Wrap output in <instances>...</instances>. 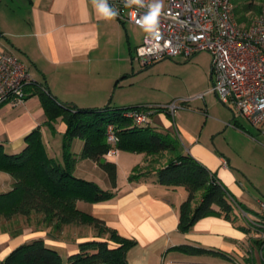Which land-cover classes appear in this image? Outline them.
Segmentation results:
<instances>
[{"label":"crops","instance_id":"crops-1","mask_svg":"<svg viewBox=\"0 0 264 264\" xmlns=\"http://www.w3.org/2000/svg\"><path fill=\"white\" fill-rule=\"evenodd\" d=\"M135 27L142 30L141 39L134 36ZM143 35L144 30L130 22L104 19L97 12L93 0H0V51L16 55L34 82L26 87L28 96L23 101L0 105V150L7 154L18 153L26 145V136L38 128L47 154L62 159L61 141L66 124L58 117L53 122L55 133H51L40 92L49 94L58 103L79 108H100L107 104L113 107L133 106L132 102L125 100L123 82L130 79L128 75L134 70V61L142 64L133 53L142 42ZM123 66L128 68L126 72H122ZM210 73L211 64L209 78L212 83ZM207 90L198 97L213 94L218 99ZM220 103L232 114L231 128L264 147L247 133L240 120L242 118L234 117L232 105ZM181 108L177 103L173 113L151 111L150 125L158 131L176 132L183 143V151L216 173L237 203L240 201L244 205L245 210L240 205L234 206V221L212 214L198 219L189 231L178 232L179 205L187 196L183 187L158 184L154 173L129 182L128 175L134 166L143 164L144 155L115 150L106 155L107 160L116 164V186L112 188L106 173L96 162L79 157L83 141L78 138L71 143L76 157L74 175L93 181L115 195L96 203L77 200L76 206L79 208L80 204L88 203L91 215L105 221L119 235L136 241L127 251L129 264H212L217 260L226 261L220 257L188 255L173 249L180 244L217 249L226 253L230 260L236 255L248 261L247 253L252 252L253 244H260V251L264 250V212L258 206V201L264 199V168H260L257 175L252 171H242L243 176L238 175L241 168L232 164L218 147L201 142L200 135L195 136L167 117L168 114L174 117L176 110ZM109 154L114 156L110 158ZM119 172L122 173L121 179ZM12 183L11 175L0 171V193L11 190ZM247 183L253 189L246 187ZM39 218L40 215H31L29 220L16 216L7 221L0 217V264L10 251L33 239H42L63 259L78 250L79 242L87 240L86 237L70 239L67 233H63L68 225L55 233L38 221ZM16 222L21 226L13 231L10 225L14 226ZM18 230L20 232L16 233ZM94 239L106 240V236Z\"/></svg>","mask_w":264,"mask_h":264},{"label":"trees","instance_id":"trees-1","mask_svg":"<svg viewBox=\"0 0 264 264\" xmlns=\"http://www.w3.org/2000/svg\"><path fill=\"white\" fill-rule=\"evenodd\" d=\"M252 7L253 2L249 0L241 11ZM259 9L256 6L255 13H259ZM234 11L236 13V6ZM237 21L244 23L246 19L239 15ZM40 99L52 134L55 133L53 122L58 117L66 124L61 141L62 159L47 154L38 128L26 136V145L18 153L7 154L0 150V171L7 172L13 179L11 190L0 193V217L7 221L16 216L29 220L31 215H40L38 221L55 233L66 225L89 224L97 232L96 237L106 236V240L79 242L78 250L63 259L42 239H33L10 251L1 264H129L127 251L136 241L119 235L105 221L76 206L77 200L96 203L113 198L115 193L74 175L76 157L71 150L74 138L83 141L79 157L96 162L106 173L112 188L116 186V164L106 159L111 150L143 154L144 163L152 157L143 167L134 166L127 179L137 181L154 173L158 184L181 186L186 190L187 196L180 203L178 212L177 230L180 233L189 231L198 219L207 215H222L230 221L236 218L234 206L240 204L215 172L180 148L175 134L154 129L150 121L138 125L122 116L124 110L147 109L148 105L113 107L107 104L100 108H79L58 103L44 92H40ZM108 124L114 126L117 138L114 144L106 138ZM233 124L238 126L236 122ZM101 158L105 159L102 163ZM161 159L165 161L161 163ZM173 249L188 255L230 260L226 253L217 249L191 244H180Z\"/></svg>","mask_w":264,"mask_h":264},{"label":"built area","instance_id":"built-area-1","mask_svg":"<svg viewBox=\"0 0 264 264\" xmlns=\"http://www.w3.org/2000/svg\"><path fill=\"white\" fill-rule=\"evenodd\" d=\"M107 2L118 11L115 19L144 30L142 42L135 48V56L143 64L207 52L212 83L206 92L214 93L224 104L230 103L234 117L247 120L264 135V0L248 23L237 21L234 0H161L156 30L151 34L145 31L143 18L154 1L143 0V6H126L125 0ZM32 83L23 62L0 51V105L23 101L28 96L26 87ZM146 107L124 110L122 116L142 125L149 122L151 111L173 113L177 103ZM113 128V124L106 127L111 144L117 140ZM258 206L264 212V199Z\"/></svg>","mask_w":264,"mask_h":264},{"label":"rangeland","instance_id":"rangeland-1","mask_svg":"<svg viewBox=\"0 0 264 264\" xmlns=\"http://www.w3.org/2000/svg\"><path fill=\"white\" fill-rule=\"evenodd\" d=\"M152 1L156 2V0ZM247 2L249 0H234L236 19L239 15L243 16L246 19L244 23H248L258 14L255 13V8L259 6L260 0H252L251 10L241 11L242 6ZM133 30L134 36L141 39L142 30L136 27ZM133 56H135L134 53ZM210 62L211 58L207 52H199L188 60H183L178 56L153 61L148 65L134 61V70L130 71L128 75L130 79L123 82L125 100H129L133 105H166L172 101L180 103L182 108L176 110L174 117L170 114L167 115L172 122L180 123L195 136L200 135L201 142L209 143L215 148L218 147L232 164L241 168L238 175L243 176L242 171H252L257 175L261 171L260 168H264V147L257 142L250 141L248 136L246 138L242 132L231 128L232 114L230 110L221 104L213 94L205 95L203 98L198 97L201 92L211 87ZM121 70L126 72L128 68L123 66ZM240 120L247 133L264 145V135L259 134L247 120ZM175 135L183 150L180 136L176 132ZM113 156V154H109L110 158ZM150 158L152 157L147 159ZM160 161L162 163L165 159ZM145 163L143 162L140 166L143 167L146 165ZM121 174L119 172V179H121ZM247 186L249 189H253L249 183L246 184ZM255 192L260 197V194ZM238 203L244 207L240 201ZM79 208L89 214L91 212L88 203L80 204ZM20 226L21 224L16 222L14 226L10 225V229L15 231ZM3 228L6 227L3 226ZM63 233H67L70 239L71 237H86L87 240H91L97 235L93 226L89 224H70ZM259 245L253 244L252 252L247 253L248 261L234 255L233 260H217L212 264H264V250L260 251ZM247 250L246 248L245 251Z\"/></svg>","mask_w":264,"mask_h":264},{"label":"clouds","instance_id":"clouds-1","mask_svg":"<svg viewBox=\"0 0 264 264\" xmlns=\"http://www.w3.org/2000/svg\"><path fill=\"white\" fill-rule=\"evenodd\" d=\"M126 6L130 5H141L143 6V0H125ZM93 5L95 6L97 12L104 19H115L118 16V11L111 7L107 0H93ZM162 8L161 0H156L155 3L149 5V11L143 18V26L145 31L148 33H153L156 30L157 18L160 14Z\"/></svg>","mask_w":264,"mask_h":264},{"label":"water","instance_id":"water-1","mask_svg":"<svg viewBox=\"0 0 264 264\" xmlns=\"http://www.w3.org/2000/svg\"><path fill=\"white\" fill-rule=\"evenodd\" d=\"M210 75H211V73H210ZM104 161H105L104 158H101V159H100V162H101V163L104 162Z\"/></svg>","mask_w":264,"mask_h":264}]
</instances>
